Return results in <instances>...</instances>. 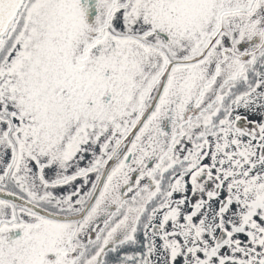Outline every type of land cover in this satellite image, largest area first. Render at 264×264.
<instances>
[{"label":"snow or ice","instance_id":"1","mask_svg":"<svg viewBox=\"0 0 264 264\" xmlns=\"http://www.w3.org/2000/svg\"><path fill=\"white\" fill-rule=\"evenodd\" d=\"M0 264H264V0H0Z\"/></svg>","mask_w":264,"mask_h":264},{"label":"flooded vegetation","instance_id":"2","mask_svg":"<svg viewBox=\"0 0 264 264\" xmlns=\"http://www.w3.org/2000/svg\"><path fill=\"white\" fill-rule=\"evenodd\" d=\"M91 4H92V9L94 11L95 10V0H91ZM88 19H89V22H91V20L94 19V16H89Z\"/></svg>","mask_w":264,"mask_h":264}]
</instances>
